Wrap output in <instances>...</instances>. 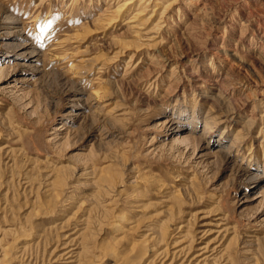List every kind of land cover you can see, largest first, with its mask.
<instances>
[{"label": "rangeland", "instance_id": "rangeland-1", "mask_svg": "<svg viewBox=\"0 0 264 264\" xmlns=\"http://www.w3.org/2000/svg\"><path fill=\"white\" fill-rule=\"evenodd\" d=\"M255 175L264 0H0V264H264Z\"/></svg>", "mask_w": 264, "mask_h": 264}, {"label": "bare ground", "instance_id": "bare-ground-1", "mask_svg": "<svg viewBox=\"0 0 264 264\" xmlns=\"http://www.w3.org/2000/svg\"><path fill=\"white\" fill-rule=\"evenodd\" d=\"M129 1V0H128ZM146 1V0H145ZM158 1V0H157ZM207 1V0H206ZM133 2V1H132ZM154 3V2H153ZM191 3H193V2H191ZM131 4V2H127V3H125L123 6L121 5V7L118 9V10H116L114 13H112V16H114V17H112V19L109 21V23H102L101 25V28H103V29H106V28H109L110 26H112L115 22H116V18L118 17V15L119 14H121V12H122V9H123V7L124 6H128V5H130ZM151 4V3H150ZM158 4H160V2L158 3ZM194 4V3H193ZM192 4V5H193ZM148 5V4H147ZM175 5V4H174ZM174 5H170V6H168L167 7V11H168V9H171V8H175L176 6H174ZM177 5V4H176ZM132 6V5H131ZM131 6H129V7H131ZM129 9V8H128ZM113 10V9H112ZM124 11V10H123ZM128 11V10H127ZM136 11V10H135ZM170 11H172V10H170ZM173 12V11H172ZM135 13V12H134ZM146 14V13H145ZM171 14V13H170ZM123 15H125V14H123ZM120 16V15H119ZM144 15H143V13L141 12V10H140V12L139 13H137L136 14V16H134V20L132 21V22H134L135 23V21H137V20H139L141 17H143ZM122 17V16H121ZM113 18H115V19H113ZM152 19V18H151ZM102 21V20H101ZM105 22V21H104ZM137 22H139V21H137ZM133 23V24H134ZM132 24V23H131ZM101 31V30H100ZM25 47H30V44H26V46H23L21 49H24ZM26 49V48H25ZM36 54H34V56H35ZM188 121V120H187ZM185 122V121H183L182 122V128L180 129V130H183V129H186V128H184V126H189V124H188V122ZM231 147H234L235 148V144L234 145H232ZM220 153H225V152H220ZM228 156V155H227ZM262 178H264V176L263 175H255V177L252 179V183H254L255 185L257 184V182L258 181H260L259 179H262ZM255 187V186H254ZM69 252V251H68ZM168 253V252H167ZM67 254V253H66ZM74 255V254H73Z\"/></svg>", "mask_w": 264, "mask_h": 264}]
</instances>
